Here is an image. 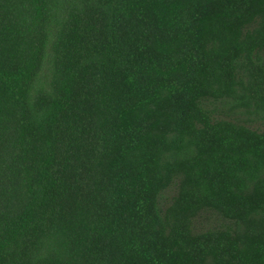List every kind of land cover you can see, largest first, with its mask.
Instances as JSON below:
<instances>
[{"label":"trees","instance_id":"1","mask_svg":"<svg viewBox=\"0 0 264 264\" xmlns=\"http://www.w3.org/2000/svg\"><path fill=\"white\" fill-rule=\"evenodd\" d=\"M0 264H264V0H0Z\"/></svg>","mask_w":264,"mask_h":264},{"label":"rangeland","instance_id":"2","mask_svg":"<svg viewBox=\"0 0 264 264\" xmlns=\"http://www.w3.org/2000/svg\"><path fill=\"white\" fill-rule=\"evenodd\" d=\"M171 195H172V193H167V196H171ZM200 221H201L200 225L201 224L207 225L209 223V221L212 222V217H209L207 220L201 219Z\"/></svg>","mask_w":264,"mask_h":264}]
</instances>
